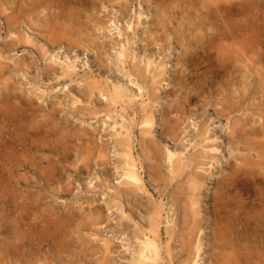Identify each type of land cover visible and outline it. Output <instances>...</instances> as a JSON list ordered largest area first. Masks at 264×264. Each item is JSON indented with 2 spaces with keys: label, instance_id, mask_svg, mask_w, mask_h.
<instances>
[{
  "label": "rangeland",
  "instance_id": "1",
  "mask_svg": "<svg viewBox=\"0 0 264 264\" xmlns=\"http://www.w3.org/2000/svg\"><path fill=\"white\" fill-rule=\"evenodd\" d=\"M200 1L0 0V264H15L17 222L31 263L58 243L57 264H131L156 208V264H185L198 243L197 264H221L213 249L228 242L223 255L264 264V0H207L213 27ZM215 32L221 60L206 37ZM115 86L125 91L117 104ZM242 132H259L257 151ZM128 146L144 191L121 177ZM173 153L188 163L175 176Z\"/></svg>",
  "mask_w": 264,
  "mask_h": 264
},
{
  "label": "bare ground",
  "instance_id": "2",
  "mask_svg": "<svg viewBox=\"0 0 264 264\" xmlns=\"http://www.w3.org/2000/svg\"><path fill=\"white\" fill-rule=\"evenodd\" d=\"M199 1V0H198ZM196 2V1H195ZM204 6H207V0H201L200 1ZM221 2V1H220ZM40 3V2H39ZM217 3H218V1H217ZM36 4V3H35ZM212 5H214V4H212ZM3 6V5H2ZM36 6H37V4H36ZM30 7V6H29ZM207 8L209 9V5L207 6ZM213 8V7H212ZM28 9V8H27ZM214 9V8H213ZM216 9V8H215ZM49 12V11H48ZM34 14H36V13H34ZM33 14V15H34ZM72 15V14H71ZM207 15H208V17H207V20H206V23L207 24H210L212 27H213V25H215V24H217L219 21L218 20H216V19H213V17H214V13H213V11L212 10H210L209 9V11L207 12ZM38 16V15H37ZM33 17V16H32ZM28 18H30V17H28ZM45 18V17H44ZM43 18V19H44ZM213 19V20H212ZM9 21V20H8ZM13 21V20H12ZM31 21V20H30ZM64 22V21H63ZM52 23V22H51ZM55 23V22H54ZM59 23H61V22H59ZM69 23V22H68ZM12 24V23H11ZM16 24H18V22L16 23ZM16 24H15V26H16ZM154 24H155V22H154ZM61 25V24H60ZM64 25V24H63ZM156 25V24H155ZM155 27V26H154ZM15 28V27H14ZM80 28V27H79ZM79 28H78V30H79ZM74 31H75V29H74ZM221 31V30H220ZM62 32V31H61ZM73 32V31H72ZM60 33V32H59ZM67 33V32H66ZM154 33H156V31H150V34H151V37H152V35H154ZM45 34V33H44ZM47 35V34H46ZM69 35V34H68ZM73 35V34H72ZM56 36V35H55ZM74 36V35H73ZM46 37H48V36H46ZM181 37V36H180ZM204 37V36H203ZM206 37L207 38H209L210 40H211V44H210V46H212L213 48H215V49H217V51L220 53V60H221V56H222V54H221V32H215V33H213V35L212 34H210L209 35V33H206ZM50 38V37H49ZM52 39V38H51ZM51 39H48L49 40V42H52L51 41ZM178 40V39H177ZM181 40V39H180ZM218 40V41H217ZM47 41V40H46ZM184 41V40H183ZM31 42V41H30ZM218 42V43H217ZM29 43V42H28ZM55 43V42H54ZM70 43L72 44V42H69V45H70ZM80 43V42H79ZM151 43V42H150ZM201 43V41H199L198 39L196 40V49H200V48H203V46H202V44H200ZM52 44V43H51ZM50 44V45H51ZM60 44V43H59ZM244 45V44H243ZM58 46V45H57ZM72 46V45H71ZM237 49V48H236ZM235 49V50H236ZM233 50H234V48H233ZM229 51V50H228ZM236 51H238V50H236ZM230 55V54H229ZM122 56L125 58V59H127V54H126V52L124 51V52H122ZM241 57V56H240ZM228 58V57H227ZM224 59H225V57H224ZM226 62V61H225ZM250 63V62H249ZM251 64V63H250ZM21 65V64H20ZM235 65V64H234ZM246 67V66H245ZM252 67V66H251ZM136 71V70H135ZM144 72V71H143ZM138 73V72H137ZM133 74V73H132ZM139 74V73H138ZM263 74V73H262ZM261 75V74H260ZM3 76V75H2ZM140 76V75H139ZM260 78V77H259ZM261 79V78H260ZM6 81V80H5ZM147 83V82H146ZM259 88H260V86H258ZM261 89V88H260ZM259 90V89H258ZM91 93V92H90ZM262 93V92H261ZM125 96V91L120 87V86H115L114 88H113V90L111 91V94H110V97H111V100H112V102L113 103H118L119 101V99H123V97ZM263 97V96H262ZM111 102V103H112ZM228 105V104H227ZM127 107V106H126ZM223 112V111H222ZM220 114V113H219ZM149 115V114H148ZM151 116V115H150ZM144 119V118H143ZM153 115L151 116V117H147L146 118V120H145V124L146 125H149L150 123H152L153 122ZM168 122V121H167ZM244 123H246V122H244ZM167 124V123H166ZM168 124H169V122H168ZM236 126V125H235ZM169 128H171V125L170 126H168L167 127V130H169ZM174 129H175V127L174 126H172V128L169 130V131H171V132H174ZM255 131V130H254ZM262 132V131H261ZM146 133H151V131L149 130V131H147ZM259 133V132H258ZM257 132H253V134H252V137L250 138V137H248L249 135H248V133H245V132H242V134H243V137L245 136V137H247V139L246 140H244V142H246V145H248L249 146V151L250 152H252V151H257V140H259V139H257L256 138V136H257V134H258ZM246 134V135H245ZM251 135V134H250ZM242 139H244V138H242ZM66 143V142H65ZM155 144V143H154ZM261 144V143H260ZM151 145V144H150ZM245 145V146H246ZM262 145V144H261ZM159 146V145H158ZM264 146V145H263ZM127 148H129L128 150H127V153H126V158H127V161H126V165H125V170H124V172H123V174H122V176L121 177H123V180H124V184L125 185H129V186H134V189H138L139 191L140 190H142V191H144V189H143V187L145 186V184H144V179H143V177H142V175H141V173L139 172V169L140 168H138V164L136 163V161H135V159H134V157H133V152H132V149L130 148V146H128ZM148 149V148H147ZM154 149H155V147H154ZM146 151V150H145ZM159 152V151H158ZM98 153H99V151H98ZM155 153V152H154ZM202 154H204V153H202ZM176 155V154H175ZM175 155H174V153L172 154V155H170L169 157H168V159H169V161H170V163H172V167H171V173H172V175H177V174H182L183 173V166H188V163H185L184 164V162H183V158L182 159H178V162H179V164L177 165L176 163H174V157H175ZM81 156V155H80ZM97 156H98V154H97ZM194 156V155H193ZM251 156V155H250ZM84 157V156H83ZM195 157H196V155H195ZM81 158V157H80ZM153 158H156V156H152L150 159L151 160H154ZM185 158V157H184ZM202 158V157H201ZM157 159V158H156ZM193 159H195V158H193ZM25 160V159H24ZM244 160V159H243ZM97 161V160H96ZM246 160H244V162H245ZM98 162H99V160H98ZM154 162H155V160H154ZM181 163V164H180ZM197 163V162H196ZM203 163V162H202ZM247 163V162H246ZM245 163V164H246ZM192 164V163H191ZM244 164V165H245ZM101 165V164H100ZM181 165H183V166H181ZM196 165V164H195ZM204 165V164H203ZM241 165V164H240ZM243 165V166H244ZM142 166V165H141ZM149 167H151V166H149ZM231 169H232V167H231ZM152 171H154V169L152 168ZM234 171V170H233ZM13 174V173H12ZM244 174V173H243ZM242 174V175H243ZM152 175H153V173H152ZM154 175H155V177H157L158 176V178H159V173H158V171H156L155 173H154ZM198 175V174H197ZM197 175L196 176H193V181L191 182V183H194V184H197V181H198V184H199V182L201 181H199V179H197ZM245 175V174H244ZM255 176V175H254ZM47 177V176H46ZM227 177H229V176H227ZM246 177V176H245ZM239 178V177H238ZM237 178V179H238ZM260 178V177H259ZM264 179V178H263ZM236 180V179H235ZM247 180V179H246ZM260 180H261V178H260ZM231 181V180H230ZM187 182V181H186ZM263 182V181H262ZM228 183V182H227ZM246 183V182H245ZM257 183L259 184V182L257 181ZM253 184H254V182H253ZM244 185V184H243ZM225 186V185H224ZM200 187V186H199ZM198 187V188H199ZM234 187V186H233ZM190 188H191V186H190ZM193 189L195 188L194 186L192 187ZM134 189H132V188H129L128 189V192H129V195H130V193H131V191H133ZM179 189V188H178ZM257 189V188H256ZM120 191V190H119ZM183 191V190H182ZM191 191V190H190ZM219 191V190H218ZM176 193V192H175ZM193 193V192H192ZM221 193H223L222 191H221ZM188 194V193H187ZM115 195V194H114ZM128 195V196H129ZM192 195V194H191ZM190 195V196H191ZM117 197V196H116ZM119 197V196H118ZM263 198V197H262ZM194 201V200H193ZM195 203V202H194ZM251 205V204H250ZM249 205V206H250ZM254 205V204H253ZM122 206V204L120 205V206H118V207H121ZM194 206V205H193ZM185 207V206H184ZM187 207V206H186ZM191 208V207H190ZM252 208V207H251ZM23 209V208H22ZM28 209V208H27ZM254 209V208H253ZM51 210V209H50ZM187 210V209H186ZM39 211V210H38ZM246 211V210H245ZM252 211V210H251ZM50 212V211H49ZM233 212V211H232ZM249 212V211H248ZM28 213V212H27ZM197 211L196 210H194L193 208L191 209V214H192V218H194L195 216H197ZM263 213H264V207H263ZM50 214H51V212H50ZM151 215H150V221H149V229L147 230V232L146 231H142V239L143 240H141V244L138 246V248H137V251H136V255H137V258L136 259H134V261L131 263V264H156V263H158L159 261H161L162 260V258H163V255H162V251H161V246H160V232H161V225L163 224L162 223V221H161V219H162V215H161V211H159L157 208L155 209V212H153V213H150ZM26 215V214H25ZM186 215V214H185ZM239 215V214H238ZM44 216V215H43ZM242 216V215H241ZM254 216V215H253ZM87 217H88V215H87ZM186 217V216H185ZM255 217V216H254ZM29 218V217H28ZM45 218V217H44ZM180 218H181V216H179V215H177L176 216V218L174 219V220H172L171 221V223L170 224H173V225H170V227H169V234H171L170 235V238H173V236H174V234H175V231H176V229L178 228V227H180L181 228V224H180ZM183 218V217H182ZM42 220V219H41ZM260 220V219H259ZM22 221V220H21ZM250 221H252V220H250ZM28 222V221H27ZM186 222V221H185ZM262 222V221H261ZM260 222V223H261ZM251 223V222H250ZM45 224V223H44ZM57 224V223H56ZM195 224V223H194ZM29 225V224H28ZM64 225V224H63ZM253 225V224H252ZM252 225H251V227H252ZM11 227L9 228V230H8V239H9V248H10V252H11V254L13 255V257L15 258V264H23V261L24 262H28L27 264H35V263H31V260L30 259H26V257H29V255L28 254H26L25 253V251H23V245H28V242L27 241H30V238L28 237V234L26 235V234H24L23 233V229L21 228V224H19L18 222L15 224V225H10ZM24 226H25V224H24ZM30 226V225H29ZM186 226V225H185ZM189 226V225H188ZM25 228H26V226H25ZM29 228V227H28ZM53 228V227H52ZM64 228V227H63ZM182 229V228H181ZM221 229V237H223V238H229V230H231V229H229V227H226V226H224L223 228H220ZM94 230V229H93ZM226 230V231H225ZM170 231H171V233H170ZM180 231H184V230H180ZM242 231H243V229H242ZM49 232V231H48ZM189 232V231H188ZM94 233V232H93ZM136 233V232H135ZM181 233V232H180ZM41 234V233H40ZM43 234V233H42ZM140 234V233H139ZM188 235V234H187ZM213 236L215 237V236H217V237H215V239H219V236H218V232L217 231H215L214 230V233H213ZM175 237V236H174ZM189 237V236H188ZM67 238V237H66ZM227 238V239H228ZM234 238V237H233ZM233 238H230V239H232V240H234ZM195 239V238H194ZM57 240V239H56ZM59 240V239H58ZM181 240H182V243H183V246H185V247H189L188 245H189V241H185V240H187V238L185 237V234H182L181 233ZM55 242V241H54ZM82 242V241H81ZM192 242H193V240H192ZM192 242H190V244L192 243ZM87 243V242H86ZM194 243V242H193ZM40 244V243H39ZM82 244V243H81ZM214 244V243H213ZM228 244H232V243H230V242H228ZM228 244H224V246L223 245H219L220 246V252H221V254L219 253V254H216V248H215V246H214V253L215 254H213V255H215L217 258H218V260H217V263H220V262H218V261H220L221 260V264H225L224 262L225 261H227V259H228V261H227V264H229L228 262H230V263H232V264H255V259L254 258H252V257H246V256H241L240 254L239 255H237L236 253V255L234 254L233 255V252H231V253H229V254H225V255H223V251H222V249H223V247H227V246H229ZM54 245V247H55V249H56V252H57V254H55V255H53L54 257L53 258H51V257H49V258H46L45 259V261L43 262V264H57V262H61V256H60V254L62 253V252H64L63 250H62V248H64V246H60L58 243H55V244H53ZM83 246H84V244H82ZM88 246V245H87ZM233 246H236V244H234ZM106 247H107V249L109 248V247H111V246H109L108 244H106ZM86 249V248H85ZM244 250H245V248H243ZM194 250H195V254L194 255H190V258H189V260L188 261H185L184 260V262H187V263H185V264H197L198 263V261H199V259L201 258V243H198L197 245H194ZM249 250V249H248ZM84 251V250H83ZM86 251V250H85ZM84 251V252H85ZM108 251H110V250H108ZM102 252V251H101ZM228 252V251H227ZM107 252H105V254H106ZM109 253V252H108ZM188 253H189V250H188ZM26 254V255H25ZM253 254V253H252ZM188 255V254H187ZM258 256L256 257V260H263V262H264V253L263 254H257ZM169 256H171V254L169 253ZM219 256V257H218ZM220 256H221V259H220ZM8 257V256H7ZM44 257V256H43ZM78 257V256H77ZM23 258H24V260H23ZM60 258V259H59ZM63 258V257H62ZM68 258H69V256H68ZM111 258V257H110ZM11 259V258H10ZM13 259V258H12ZM220 259V260H219ZM66 260V259H65ZM37 261V260H36ZM109 262V261H108ZM108 262H106V263H108ZM37 264H42V263H38L37 262ZM61 264H67L66 262H64V261H62V263ZM68 264H69V262H68ZM73 264V263H72ZM105 264V263H104ZM110 264V263H109Z\"/></svg>",
  "mask_w": 264,
  "mask_h": 264
}]
</instances>
